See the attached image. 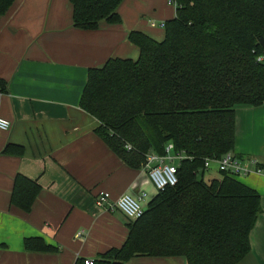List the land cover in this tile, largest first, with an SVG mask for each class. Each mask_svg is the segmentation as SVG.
I'll use <instances>...</instances> for the list:
<instances>
[{
  "label": "trees",
  "instance_id": "trees-1",
  "mask_svg": "<svg viewBox=\"0 0 264 264\" xmlns=\"http://www.w3.org/2000/svg\"><path fill=\"white\" fill-rule=\"evenodd\" d=\"M123 0H69L73 27L96 30L120 24ZM175 16L161 41L133 31L136 60L110 58L90 68L79 107L95 118V134L128 167L167 144L184 158L178 182L159 191L143 215L128 220V235L93 264H127L136 257H184L187 264H237L250 251L249 235L260 212L256 191L220 172L204 181L206 158L234 148L235 108L264 103V0H173ZM14 0H0L4 15ZM7 83L0 78V95ZM7 144L3 154L21 157ZM40 186L16 174L10 205L29 213ZM25 250L55 253L40 237ZM74 264H85L78 258Z\"/></svg>",
  "mask_w": 264,
  "mask_h": 264
},
{
  "label": "crops",
  "instance_id": "crops-1",
  "mask_svg": "<svg viewBox=\"0 0 264 264\" xmlns=\"http://www.w3.org/2000/svg\"><path fill=\"white\" fill-rule=\"evenodd\" d=\"M162 1L123 0L117 9L121 23L102 21L96 30L73 27L69 0H14L0 15V78L7 83L0 117L11 124L0 131V264L93 261L120 247L128 235V220L116 210L97 207L95 197L107 193L114 201L145 194L140 203L146 208L158 193L142 168L128 167L95 134L99 123L79 101L90 68L110 58H138L130 32L163 40L159 25L175 16V6L169 4L173 0ZM7 144L21 145L23 155L3 154ZM232 152L241 161L257 159L260 169L235 178L260 197L250 251L237 264H264V103L236 106ZM212 171L220 174L217 167ZM16 174L41 188L29 213L10 205ZM31 237L42 238L56 252H28L23 241ZM127 264L187 261L136 257Z\"/></svg>",
  "mask_w": 264,
  "mask_h": 264
},
{
  "label": "built area",
  "instance_id": "built-area-1",
  "mask_svg": "<svg viewBox=\"0 0 264 264\" xmlns=\"http://www.w3.org/2000/svg\"><path fill=\"white\" fill-rule=\"evenodd\" d=\"M175 6L174 1L169 2ZM164 28V23L159 25ZM11 124L6 119L0 117V131H6ZM184 158L183 154L173 153L172 144H167L164 155H158L149 152L142 169L147 173L155 190L157 192L164 190L166 187H174L177 182V165ZM211 164H215L219 172H223L228 176L239 178L246 177L252 173H259L258 160L251 158L248 160H239L233 152H228L218 159L206 158L204 160L203 169L206 171ZM145 197L141 194L139 198L134 199L129 195H122L118 199L112 201L107 193H100L95 197V204L99 208L109 211L120 212L127 220H136L144 213L143 204L140 202ZM85 264H93L92 260H85Z\"/></svg>",
  "mask_w": 264,
  "mask_h": 264
},
{
  "label": "rangeland",
  "instance_id": "rangeland-1",
  "mask_svg": "<svg viewBox=\"0 0 264 264\" xmlns=\"http://www.w3.org/2000/svg\"><path fill=\"white\" fill-rule=\"evenodd\" d=\"M162 2H167V0H163ZM156 20H153V25H156L157 23H158V18H155ZM157 26V25H156ZM159 29V28H158ZM160 31H162V29H160ZM212 169H215L217 166L215 165V164H211V166H210ZM212 169L211 170H206L205 172H204V181H209V180H211V179H213V178H216V179H218V178H220V174L218 173V172H214V171H212ZM216 173V174H215Z\"/></svg>",
  "mask_w": 264,
  "mask_h": 264
},
{
  "label": "water",
  "instance_id": "water-1",
  "mask_svg": "<svg viewBox=\"0 0 264 264\" xmlns=\"http://www.w3.org/2000/svg\"><path fill=\"white\" fill-rule=\"evenodd\" d=\"M260 41H261V44L264 45V40L261 39ZM145 210H146V208H144V211H145Z\"/></svg>",
  "mask_w": 264,
  "mask_h": 264
}]
</instances>
